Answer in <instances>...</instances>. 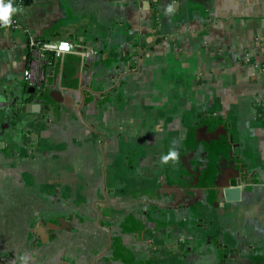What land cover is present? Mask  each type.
<instances>
[{
  "label": "crops",
  "instance_id": "obj_1",
  "mask_svg": "<svg viewBox=\"0 0 264 264\" xmlns=\"http://www.w3.org/2000/svg\"><path fill=\"white\" fill-rule=\"evenodd\" d=\"M12 15L0 264H264V0H25ZM30 37L96 53L54 54L37 87Z\"/></svg>",
  "mask_w": 264,
  "mask_h": 264
},
{
  "label": "built area",
  "instance_id": "obj_2",
  "mask_svg": "<svg viewBox=\"0 0 264 264\" xmlns=\"http://www.w3.org/2000/svg\"><path fill=\"white\" fill-rule=\"evenodd\" d=\"M25 0H12L14 7L22 10L24 8ZM7 3V0H4ZM12 26H18L19 22L17 17H11ZM1 23V22H0ZM29 50H30V62L29 67L25 71L26 80L41 87L44 80V67L49 61V54L54 53L57 56H61L64 53H77L83 58L92 56L96 53V50L92 47H79L76 46L72 41L62 39L57 41H41L36 40L34 37H30L29 40Z\"/></svg>",
  "mask_w": 264,
  "mask_h": 264
},
{
  "label": "clouds",
  "instance_id": "obj_3",
  "mask_svg": "<svg viewBox=\"0 0 264 264\" xmlns=\"http://www.w3.org/2000/svg\"><path fill=\"white\" fill-rule=\"evenodd\" d=\"M18 11H20V9L13 6L12 0H7V3H5L4 0H0V22L4 25L10 24L12 21V14ZM169 11H171V8H169ZM169 155L175 156L176 153L171 151Z\"/></svg>",
  "mask_w": 264,
  "mask_h": 264
},
{
  "label": "water",
  "instance_id": "obj_4",
  "mask_svg": "<svg viewBox=\"0 0 264 264\" xmlns=\"http://www.w3.org/2000/svg\"><path fill=\"white\" fill-rule=\"evenodd\" d=\"M241 183L239 182V185H240ZM226 192H227V196L229 197L228 199H234V200H236V198H232L233 196H237V194H238V192H239V189L238 188H228V189H226Z\"/></svg>",
  "mask_w": 264,
  "mask_h": 264
},
{
  "label": "trees",
  "instance_id": "obj_5",
  "mask_svg": "<svg viewBox=\"0 0 264 264\" xmlns=\"http://www.w3.org/2000/svg\"><path fill=\"white\" fill-rule=\"evenodd\" d=\"M53 55H54V53H50V56H49V58H50V57H52Z\"/></svg>",
  "mask_w": 264,
  "mask_h": 264
}]
</instances>
